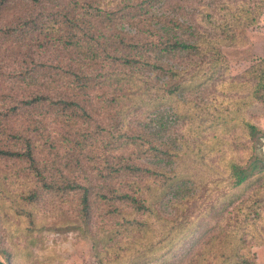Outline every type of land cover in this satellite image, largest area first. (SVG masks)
Listing matches in <instances>:
<instances>
[{
  "label": "rangeland",
  "instance_id": "374dc122",
  "mask_svg": "<svg viewBox=\"0 0 264 264\" xmlns=\"http://www.w3.org/2000/svg\"><path fill=\"white\" fill-rule=\"evenodd\" d=\"M140 1L11 0L0 12V29L15 26L18 31V36L0 33V147L20 150L23 139H15L13 134L28 136L35 160L32 167L25 159L0 157L3 264H183L179 258L182 253L186 264L198 252L212 251L219 257L209 256L206 264H228L241 258L248 264H264V94L262 88L255 89L251 72L264 58V0H164L142 16L134 7ZM73 3L121 10L128 19L114 25L120 33H134L136 27L147 26L149 19L158 24L166 18L184 22L186 29L180 36L190 43L200 41L199 53L161 54L157 59L179 70L182 78L195 75L188 81H196V87L173 93L164 105L158 106L159 102L134 111L135 101L141 103L134 85L125 80L118 87L104 83L88 94H98L100 88L106 89L107 97L124 93L133 99L126 100V110L121 104L108 106L96 97L94 102H99L91 105L82 100L87 96H82L79 104L90 113L80 108L71 119L46 110L44 105L29 110L12 108L38 93L57 96L48 87L66 79V59L52 46L37 45L44 43L45 36L40 34L41 27L34 25L46 21L53 27L48 30L51 34H58L57 27L61 34L67 33L69 25L63 21L62 12ZM132 13L134 18H129ZM29 20L34 24L26 25ZM93 25L100 27L90 14L87 22L79 21L76 31L97 34ZM101 27L105 35L111 33L106 25ZM100 41L104 46L102 37ZM99 53L96 65L101 69L92 67V71L122 70L104 61V51ZM56 71L59 74L55 75ZM140 76L156 87L168 79L165 74L147 72ZM134 78L139 85L138 74ZM153 95L154 90L142 98L149 100ZM117 121L127 133L143 131L151 141L172 152L169 161L145 155L139 165L164 176L176 175L182 182L176 188L173 181L161 195L163 203L156 204L161 219L149 218L151 231L147 234L126 223V218H143L132 213L127 203L111 204L97 197L98 193H108V183L118 187L125 179L104 181L100 172H106L105 162L120 153L127 157L135 149L132 144L116 149L104 146L111 141L109 133L114 128L110 127ZM243 121L255 126V135L248 133ZM33 126L39 127V134H29ZM87 133L88 138L81 137ZM231 160L248 166L252 173L238 187L231 184L227 166ZM163 175L142 174L136 180L147 193L146 187L162 184ZM71 183L85 185L90 192L87 223L80 217L82 190L70 189ZM30 192L36 195L31 202L26 198ZM114 208L118 212H112ZM183 218L189 226L185 241L162 255L164 249L154 248L160 237L155 231L165 225L164 219L176 231ZM198 238L200 241L193 243ZM149 242L153 244L149 246ZM221 254L233 259L223 263Z\"/></svg>",
  "mask_w": 264,
  "mask_h": 264
},
{
  "label": "trees",
  "instance_id": "16d2710c",
  "mask_svg": "<svg viewBox=\"0 0 264 264\" xmlns=\"http://www.w3.org/2000/svg\"><path fill=\"white\" fill-rule=\"evenodd\" d=\"M10 1L11 0H0V12ZM163 1L164 0H141L136 3L134 7H136L135 10L139 12L138 15L142 16V13L147 14L149 9ZM90 14H93V16L98 19L100 27L106 25L111 33L105 35L101 30L102 27L100 28L95 25L91 27L97 34L86 31L78 33L76 28L79 26V21L87 22ZM62 16L63 21H67L69 25L68 32L65 34H61L59 29H57L58 27L55 30V33H58L57 35L48 32V30L53 29V27H51L46 21L41 22V25H34V27L37 28L41 27L40 34L45 36L44 43H38L37 45L40 48L52 46L55 52L66 59L67 67L64 70V73L66 74L64 77L66 79L60 85L48 87L53 90L57 96L53 97L46 92L38 93L33 97L24 100L20 105H15L12 108L18 109L26 107L29 110L30 108L44 105L46 110L53 111L58 116L65 117V119H71L80 108L85 114L90 113L88 109L85 110L79 104V99L82 96H87L88 99L82 100L88 101L91 105L99 102V100L94 102L96 97L97 99L102 100V102H106L108 106L121 104L123 110H126V100L130 97L124 93L120 95L112 94L107 97L106 89L100 88L98 94H94L93 96L88 94L92 88L102 86L104 83L108 86L118 87L119 82L125 80L128 81L130 85H134L139 92L138 98H140L141 101L140 104L135 101L134 111H138L144 107V105L145 108L154 107L159 104V102L160 104L158 106L164 105L168 102L169 97L173 93L183 92L184 90L196 87V81H188L189 79L194 78L195 75L182 78L180 77L179 70L167 67L157 59L158 55L161 54L199 53L200 41L199 43H190L182 39L180 36V32L186 29L184 22H180L178 19L166 18L160 20V23L158 24V21L153 22L149 19V24L147 26L136 27L134 33H120L114 25L121 19H128V17H124L121 10L106 11L97 5L73 3L62 12ZM128 16L129 18H134L135 13ZM142 20L143 19L141 18L139 22ZM33 24V20L26 21V25ZM0 33L6 36H11V33H14V36H18V31L15 26H8L6 29H0ZM101 37L104 40V46H101ZM37 41L38 39L35 40V42ZM100 50L105 52L104 54L106 57L103 59L106 60L104 61L108 64H117L122 67V70H113L112 72H103L100 70L92 71V67H99L101 69L100 64L96 65ZM58 68L64 69L65 67L58 65ZM127 69L129 70L127 71ZM145 72L150 74H165L168 79L161 82L160 85L156 87L148 80H141L140 75ZM251 72L256 81L255 89L262 88L264 94V58L259 59L252 66ZM57 74H59V72L56 71L55 75ZM135 74H138L139 85L135 82ZM177 77L180 80H177ZM174 79L176 81L170 82V80ZM153 90L154 97H150L149 100H144L142 98L144 94L151 93ZM161 90H164L165 93H161ZM159 92L161 94H159ZM104 93L105 95H103ZM261 96L258 97L260 98ZM132 100L133 99H131V101ZM129 109L130 107H128V110ZM242 124L245 129H248L247 131L250 135H255L256 129L251 122L243 121ZM121 125L122 122L120 121L114 122V124L111 125L110 129L114 128V131L109 133L112 139L111 141H106L104 146H108V149H116L118 146L132 144L135 146V149L131 151L127 157L122 155L123 153H120V156L117 154V156H114L110 162H105L104 170L106 169V172H100V177H102L104 181L107 182L109 180L111 182L116 178L124 179V176L125 179L124 181H120L118 187H112L110 183H108V193H98L97 197L98 200L102 202H111V204L117 201L127 203L130 206L132 213H137L140 218H143L139 220L137 219L138 216L135 218H126V223L132 224L135 228H141L144 234H147L151 231V224L148 221L149 218L156 217L158 220L161 219L159 213L156 212V204L161 205L164 201H162L164 197H161V195L167 192V189L170 188L173 181L176 188H179L182 182H178V176L176 175L164 176L160 171L157 172L148 167L139 165L138 161L142 156L151 155L157 158L158 161H169L173 158L172 152L151 141L146 137L149 135L145 132L134 130L132 133H127V131L122 129ZM38 128L39 127L37 126L30 127L28 129L29 134H35V132L39 134L40 129ZM23 136L24 135L22 134H13L15 139H23L22 149L17 150L7 146L0 147V157L11 156L13 158L25 159L32 167H34L35 160L32 154L33 143L28 136ZM89 136L88 133L81 135L84 139ZM113 140L117 144L116 147L113 146ZM227 166L230 170V177L232 176L231 184L233 187L242 185L248 181L252 175L248 166L245 167L233 160L229 161ZM142 174L153 177L156 175H163L164 178L160 186L146 187V193L136 180ZM68 187L70 189L82 190L80 217L84 223H87L90 218V202L88 198L90 192L88 188L79 183L68 184ZM26 198L31 202V200L36 198V195L34 192H30ZM112 212L116 213L118 212V209L114 208ZM166 222L167 220L164 219L163 223H165V225L159 227L155 231L156 233H160V237L155 242L157 246L154 247L158 250L164 249L162 252V255L164 256L166 255V252L172 248V245L175 246L179 242L185 241L188 235L186 230L189 228L188 220L186 218H183L177 223L178 228L176 231H174V227L166 225ZM182 225L183 227L181 228ZM190 225H193V222H191ZM199 241L200 238L193 241V243ZM224 241L227 245V240ZM152 244V242L148 243L149 246ZM194 246L195 245L188 246V248H193ZM209 256H212L213 259L219 257V255H214L213 251L211 253L198 252L196 256L191 260H188L186 264H206L209 262ZM221 257L223 258V263L227 260L233 259V257L228 258V256L224 254H221ZM156 258L160 259L159 256H156ZM179 258L184 264L185 254L182 253L179 255ZM0 264L3 263L0 262ZM228 264L248 263L244 258H241L236 259L233 263L229 262Z\"/></svg>",
  "mask_w": 264,
  "mask_h": 264
}]
</instances>
